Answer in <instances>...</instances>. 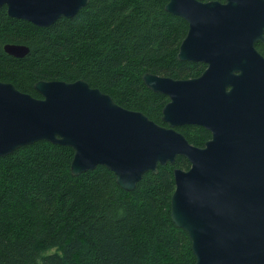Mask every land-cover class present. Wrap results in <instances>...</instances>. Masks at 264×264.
Masks as SVG:
<instances>
[{
  "label": "water",
  "instance_id": "1",
  "mask_svg": "<svg viewBox=\"0 0 264 264\" xmlns=\"http://www.w3.org/2000/svg\"><path fill=\"white\" fill-rule=\"evenodd\" d=\"M90 0H0L9 15L38 26L79 13ZM188 21L179 60L207 64L197 77L144 73L145 84L169 97L166 124L128 109L85 79L39 80L41 96L0 80V156L39 140L74 149L71 172L104 165L122 188L174 163L171 216L192 239L195 264H264V0H168ZM24 57L29 47L7 43ZM196 124L212 136L205 146L177 130Z\"/></svg>",
  "mask_w": 264,
  "mask_h": 264
},
{
  "label": "trees",
  "instance_id": "2",
  "mask_svg": "<svg viewBox=\"0 0 264 264\" xmlns=\"http://www.w3.org/2000/svg\"><path fill=\"white\" fill-rule=\"evenodd\" d=\"M167 2L90 0L48 27L3 6L0 80L39 97V80L85 79L121 106L166 124L169 97L148 87L143 74L187 79L207 66L179 60L189 24L167 11ZM7 43L29 53L12 56ZM256 47L264 55V43ZM176 128L198 147L212 136L201 125ZM73 156L72 147L48 140L0 156V264H195L192 239L171 216L174 169L191 166L185 156L147 171L130 191L104 165L73 175Z\"/></svg>",
  "mask_w": 264,
  "mask_h": 264
},
{
  "label": "rangeland",
  "instance_id": "3",
  "mask_svg": "<svg viewBox=\"0 0 264 264\" xmlns=\"http://www.w3.org/2000/svg\"><path fill=\"white\" fill-rule=\"evenodd\" d=\"M53 251H55V249H51L49 252H53Z\"/></svg>",
  "mask_w": 264,
  "mask_h": 264
}]
</instances>
